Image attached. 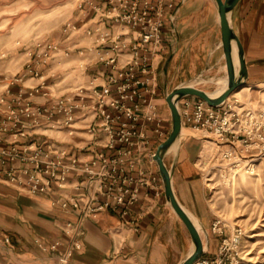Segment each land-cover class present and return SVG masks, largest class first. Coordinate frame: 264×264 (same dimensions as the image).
<instances>
[{
    "label": "built area",
    "instance_id": "1",
    "mask_svg": "<svg viewBox=\"0 0 264 264\" xmlns=\"http://www.w3.org/2000/svg\"><path fill=\"white\" fill-rule=\"evenodd\" d=\"M172 6L171 0H81L77 11L93 12L96 18L90 24L69 21L61 42L49 40L28 51L27 73L36 82L27 84L24 77L13 76L12 101L0 97V181L30 193H48L55 204L72 205L79 214L78 225L69 224L67 229L72 243L61 255L64 262L82 248L79 226L86 218L105 211L119 216L112 232L113 257L125 248L124 231H140L132 209L141 185L155 181L144 176L141 160L146 156L154 163L152 141L165 140L170 132L156 102V60L167 47ZM73 30L90 37V44L71 38ZM90 50L105 62V83L62 87L60 76L48 65L59 53L71 58ZM17 82L22 86L14 89ZM38 97L46 101L39 102ZM178 107L183 125L214 135L216 142L229 146L230 156L238 154L241 143L249 150L262 141L264 148V108L233 97L213 106L195 95L181 98ZM50 131H65L69 137L87 135L92 156L83 159ZM72 174L81 179L76 183L78 195L70 197L63 190ZM219 222L213 230L221 234L224 228L218 227ZM242 232L241 227L234 228L215 259L202 256L194 264H222L240 245ZM40 244L45 250L60 245Z\"/></svg>",
    "mask_w": 264,
    "mask_h": 264
},
{
    "label": "rangeland",
    "instance_id": "2",
    "mask_svg": "<svg viewBox=\"0 0 264 264\" xmlns=\"http://www.w3.org/2000/svg\"><path fill=\"white\" fill-rule=\"evenodd\" d=\"M80 1L0 0V97L4 95L8 97V102L12 101L10 85L13 76L24 77L27 84L36 82L27 73L26 65L29 61L27 52L43 46L49 40L61 42L64 39L65 25L75 19ZM186 5L181 10L180 6H177L172 15L173 20L170 24H173L174 31H170L169 34L168 52L158 64L162 97L177 86L190 84H195L197 88L207 92L216 93L223 86L218 81L227 76L224 61H219L224 51L223 46L218 45L219 41L221 43V31L215 0H189ZM232 22L234 27L238 22L234 10ZM170 28L172 30L171 25ZM72 34L71 38L77 39L79 43L90 44L92 41L90 37L82 33L77 34L75 30ZM68 59L63 53H59L48 66L52 72L59 73L60 67L63 70L70 65ZM66 77L69 78V75H62L57 80L60 82ZM69 79L76 78L71 76ZM75 85L78 84L67 86ZM12 86L20 88L22 84L17 82ZM242 88L245 89L235 91L228 98H239L242 103H251L257 109L264 108V79L259 82H248ZM58 90L62 92L61 89ZM162 100L163 107L170 111L166 99ZM182 128L184 134L181 137L193 136L199 141L196 163L199 176L206 186V198L210 207L208 222L213 219L210 230L201 225L200 234L205 244L203 257L215 259L223 239L230 236L234 228L241 227L243 235L240 245L232 256L229 254L223 259L222 264H264L262 141L260 143L262 149L251 146L246 150L245 145L241 143L238 154L233 153L230 156L227 151L229 146L216 142L214 135L188 125H183ZM173 213L176 215L174 210ZM178 219L185 229L184 238L180 237L171 244L168 264H178L194 247L188 229L183 221ZM217 221H220L218 227L224 228L221 234L213 230V225ZM217 239L219 243L216 249ZM212 240L215 244L211 252H208V244Z\"/></svg>",
    "mask_w": 264,
    "mask_h": 264
},
{
    "label": "crops",
    "instance_id": "3",
    "mask_svg": "<svg viewBox=\"0 0 264 264\" xmlns=\"http://www.w3.org/2000/svg\"><path fill=\"white\" fill-rule=\"evenodd\" d=\"M171 2L173 6L169 11L168 34L165 39L167 47L163 54L158 56L157 64L168 52L170 25L174 30L170 17L177 6L183 3L181 10L189 0ZM77 12L76 9L74 21L79 23L90 24L96 18L93 12ZM234 12L238 16L235 30L243 44L248 82H259L264 79V0H240ZM218 45L222 46V42L219 41ZM68 60L70 65L63 70L60 67L58 75H69V78L75 76L76 79L66 77L61 81L62 86L90 81L105 83L103 70L106 65L95 55L94 50L85 55L74 54ZM219 61H224L226 66L224 53L219 57ZM158 82L156 102L160 116L165 119L164 124L170 131L171 112L166 111L162 105V99L165 97L161 96L160 80ZM36 100L46 101L42 97ZM49 134L71 146L72 151L83 159L92 156V146H89L91 141L87 135L69 137L65 131H50ZM162 141L155 138L151 143V150L156 152ZM198 148L199 141L196 137H181L179 143L165 155V162L173 169V187L177 198L199 224L210 230L213 219L208 222L210 207L206 198V186L199 176L196 163ZM140 166L144 176L155 177V181L141 185L139 201L131 213L138 220L140 231H124L126 245L117 257H113L112 237V232L120 222L116 213L105 211L96 218L84 219L79 226L82 234L78 237L82 248L76 250L72 257L64 262L61 255L72 243V237L67 233L68 226L79 223L77 209L72 205L62 207L55 204L48 193H30L0 181V264H168L170 246L180 237L184 238L185 229L166 198L157 162L151 163L145 156ZM135 175L138 176V171H135ZM69 179L68 187L63 192L70 197L77 196L79 190L76 183L81 178L72 174ZM56 242L60 245L55 250H45L40 244L51 245ZM215 243L217 249L218 239ZM215 243L212 240L208 244V252H211Z\"/></svg>",
    "mask_w": 264,
    "mask_h": 264
},
{
    "label": "water",
    "instance_id": "4",
    "mask_svg": "<svg viewBox=\"0 0 264 264\" xmlns=\"http://www.w3.org/2000/svg\"><path fill=\"white\" fill-rule=\"evenodd\" d=\"M239 1L240 0H215L219 14L221 42L226 59L228 76L227 87L218 95H211L209 92L191 85L177 86L170 93H165V99L171 112L172 126L168 137L158 145L154 158L163 178L166 198L188 229L194 245L192 252L178 264H194L195 261L204 255L205 244L194 218L176 196L173 187V169H170L166 164L165 155L179 143L181 138L183 123L178 107L181 98L188 95H195L206 100L210 105L216 106L225 102L232 93L248 83L249 74L243 44L232 22V13ZM234 44L237 47V64L234 59Z\"/></svg>",
    "mask_w": 264,
    "mask_h": 264
},
{
    "label": "bare ground",
    "instance_id": "5",
    "mask_svg": "<svg viewBox=\"0 0 264 264\" xmlns=\"http://www.w3.org/2000/svg\"><path fill=\"white\" fill-rule=\"evenodd\" d=\"M234 59H235V63L237 64V62H238V56H237V47H236L235 44H234ZM218 82L223 84L222 88L218 92H216V93L209 92L211 95H218L221 91H223V89H225L227 87V85H228V76H225V77L221 78ZM190 85L196 87L195 84H190ZM243 89H245V88H242L241 87V88L237 89L236 92L241 91ZM183 134H184V132H183V128H182V130H181V136ZM195 223H196V226H197V228H198V230L200 232L201 224H199L196 220H195Z\"/></svg>",
    "mask_w": 264,
    "mask_h": 264
}]
</instances>
